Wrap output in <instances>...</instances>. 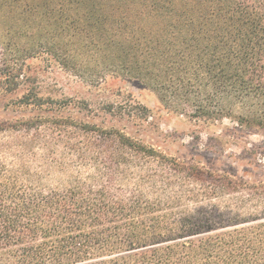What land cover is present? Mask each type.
<instances>
[{
    "label": "trees",
    "instance_id": "1",
    "mask_svg": "<svg viewBox=\"0 0 264 264\" xmlns=\"http://www.w3.org/2000/svg\"><path fill=\"white\" fill-rule=\"evenodd\" d=\"M1 24L20 52H93L179 114L264 129V0H0ZM7 68L2 109L38 115L0 119V133L86 139L0 141V264H264V149H250L260 174L189 163L65 116Z\"/></svg>",
    "mask_w": 264,
    "mask_h": 264
},
{
    "label": "rangeland",
    "instance_id": "2",
    "mask_svg": "<svg viewBox=\"0 0 264 264\" xmlns=\"http://www.w3.org/2000/svg\"><path fill=\"white\" fill-rule=\"evenodd\" d=\"M15 31L16 28H13L11 33ZM7 32V26L1 24L0 72L4 74L8 71L7 67L16 68V64L23 66L20 78L22 92L31 89L41 93L45 99L69 103L67 111L63 112L65 116L79 117V121L92 122L106 128L116 127L166 155L189 163H199L221 173L238 172L242 175L245 170L262 173L263 169L250 164L249 157L252 153L250 149H264V129L249 130L232 118L215 122L179 114L166 107L157 94L142 82L111 71L105 60L93 52L70 59L69 63L58 60L41 47L27 54L1 39ZM18 40H22L20 47L29 46L28 38L16 37L15 42ZM110 59L113 60L114 56ZM112 106L114 115L111 116L105 109H111ZM141 107L148 110L147 120L136 116ZM2 108L3 102L0 103V119L38 115L36 111L16 109L6 113ZM39 129L0 133V141L44 139L42 134H45V139H86L74 130L61 137L58 133L51 135L44 127ZM58 154L64 156L67 162L70 160L69 163L77 162L71 152L60 150ZM238 158L245 160L238 162ZM83 171L86 175L87 172Z\"/></svg>",
    "mask_w": 264,
    "mask_h": 264
}]
</instances>
